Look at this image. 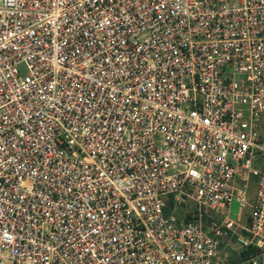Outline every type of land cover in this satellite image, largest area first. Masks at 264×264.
Instances as JSON below:
<instances>
[{
  "label": "built area",
  "instance_id": "built-area-1",
  "mask_svg": "<svg viewBox=\"0 0 264 264\" xmlns=\"http://www.w3.org/2000/svg\"><path fill=\"white\" fill-rule=\"evenodd\" d=\"M261 115L264 0H0V264H261Z\"/></svg>",
  "mask_w": 264,
  "mask_h": 264
},
{
  "label": "rangeland",
  "instance_id": "rangeland-1",
  "mask_svg": "<svg viewBox=\"0 0 264 264\" xmlns=\"http://www.w3.org/2000/svg\"><path fill=\"white\" fill-rule=\"evenodd\" d=\"M260 121L262 122V126H264V115L260 116ZM262 129H264V127H262ZM256 189H257V179L252 177L249 180L248 188H247L248 195H249L251 200L255 197ZM230 210H231V214H232L233 219H237V222L243 226L248 225V215H249V208L248 207L239 209L237 204H235L233 202L231 204ZM166 213L169 214V210L166 211ZM234 247L237 248L236 245H234ZM238 255L239 254H237L236 252H232L231 253L232 259L229 261V264H240L241 262L238 261V258H237ZM261 264H264V259H262Z\"/></svg>",
  "mask_w": 264,
  "mask_h": 264
},
{
  "label": "trees",
  "instance_id": "trees-1",
  "mask_svg": "<svg viewBox=\"0 0 264 264\" xmlns=\"http://www.w3.org/2000/svg\"><path fill=\"white\" fill-rule=\"evenodd\" d=\"M251 253H253V251L250 249L241 251L237 257L238 261H240V262L244 261L248 257V255Z\"/></svg>",
  "mask_w": 264,
  "mask_h": 264
}]
</instances>
